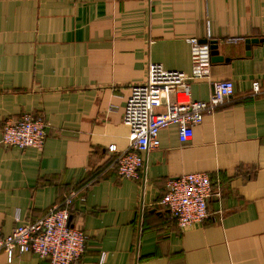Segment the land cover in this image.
<instances>
[{"label":"crops","instance_id":"obj_1","mask_svg":"<svg viewBox=\"0 0 264 264\" xmlns=\"http://www.w3.org/2000/svg\"><path fill=\"white\" fill-rule=\"evenodd\" d=\"M192 37L218 40L226 58L191 82L192 98L209 100L221 79L234 95L186 142L177 125L162 128L141 178L119 177L107 148L129 146L131 87L150 62L190 72ZM247 38L258 39L250 50ZM25 111L45 119L47 138L42 150L0 144L4 235L77 188L71 222L88 240L76 264H264V0H0V141L4 120ZM193 172L209 173L222 197L181 228L159 201L171 178ZM0 264L50 263L0 252Z\"/></svg>","mask_w":264,"mask_h":264},{"label":"built area","instance_id":"obj_2","mask_svg":"<svg viewBox=\"0 0 264 264\" xmlns=\"http://www.w3.org/2000/svg\"><path fill=\"white\" fill-rule=\"evenodd\" d=\"M240 40L239 37L227 39L231 43ZM187 41L191 46L190 72L169 70L162 63L150 62L147 81L131 87L123 111V121L129 127V146L120 150L112 143L107 148L112 158L111 167L119 177L141 178L148 152L160 146L162 128L177 125L181 140L186 142L193 137L194 128L202 123L207 112L214 111L234 95V82L221 79L212 81L209 100L192 98L191 82L210 79L213 63L209 42L197 37ZM254 91L259 92L257 85ZM46 128L44 118L33 112H22L17 118L4 120L0 144L42 150L47 138ZM81 191L77 188L69 190L46 214L19 224L9 234L4 235L0 226V252L7 253L10 261L15 252H35L50 264L78 263L86 251L88 235L72 224L71 208ZM213 197H222L220 185L215 187L207 172H193L171 178L159 203L179 227L187 228L210 216L208 204Z\"/></svg>","mask_w":264,"mask_h":264},{"label":"water","instance_id":"obj_3","mask_svg":"<svg viewBox=\"0 0 264 264\" xmlns=\"http://www.w3.org/2000/svg\"><path fill=\"white\" fill-rule=\"evenodd\" d=\"M203 41L210 43L212 63L218 62V61H223L226 59V58H224V56L220 55L217 52L218 46H219L218 40H203ZM254 42H258V39L257 38H247L246 39L248 50H250V48H251V43H254ZM248 53H250V51ZM71 220H72V218H71Z\"/></svg>","mask_w":264,"mask_h":264}]
</instances>
